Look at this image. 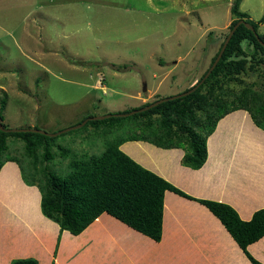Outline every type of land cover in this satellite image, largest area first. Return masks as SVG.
Masks as SVG:
<instances>
[{
  "label": "rangeland",
  "instance_id": "374dc122",
  "mask_svg": "<svg viewBox=\"0 0 264 264\" xmlns=\"http://www.w3.org/2000/svg\"><path fill=\"white\" fill-rule=\"evenodd\" d=\"M232 1L0 0L5 128L52 134L82 125L87 116L129 113L181 93L207 69L229 32ZM239 10L256 22L263 0H242ZM256 75L241 80L260 90ZM57 142L79 154L103 150L91 126ZM9 152L22 158V144ZM64 164L55 166L60 174ZM8 232L0 231V239Z\"/></svg>",
  "mask_w": 264,
  "mask_h": 264
},
{
  "label": "trees",
  "instance_id": "16d2710c",
  "mask_svg": "<svg viewBox=\"0 0 264 264\" xmlns=\"http://www.w3.org/2000/svg\"><path fill=\"white\" fill-rule=\"evenodd\" d=\"M241 2L232 1L229 12L233 19L228 31L238 21H244L252 30L244 25L237 27L220 60L195 91L127 117L111 116L94 121L88 120L91 116L83 118L81 122L87 120L83 128L91 126L95 136L103 143V150L97 154H79L59 144V135L48 137L32 132L0 131V173L6 163L15 164L22 184L37 190L40 215L56 224L60 232L66 231L72 236L81 234L100 215L106 214L159 242L162 237L164 195L166 192L173 193L205 207L220 222L250 264H261L248 254L247 247L264 237V208L255 211L250 220L243 221L231 206L188 196L140 166L120 149L126 142L138 141L160 149H180L183 151L181 165L198 170L207 159L208 137L227 115L244 111L254 126L264 133V71L260 68L264 64V31L258 30L261 25L264 30V0L263 13L256 22L239 10ZM228 33L207 69L181 93L203 79ZM249 73L257 74L260 90L253 89L256 82L245 85L241 80V76H249ZM233 86L238 87L237 90ZM157 100L159 98L133 110ZM5 107L6 95L3 93L0 99L1 121ZM17 143L22 144V158L9 152L10 146ZM91 143L94 144L93 141ZM62 164L65 165V172L60 174L55 166ZM9 264H38V261L35 258H18L12 259Z\"/></svg>",
  "mask_w": 264,
  "mask_h": 264
},
{
  "label": "crops",
  "instance_id": "0c3cea01",
  "mask_svg": "<svg viewBox=\"0 0 264 264\" xmlns=\"http://www.w3.org/2000/svg\"><path fill=\"white\" fill-rule=\"evenodd\" d=\"M244 113L218 122L198 170L181 165L180 149L140 141L120 149L188 196L225 203L248 221L264 208V133ZM38 200L37 190L22 184L16 165L6 163L0 173V231L9 232L0 239V264L18 258H35L38 264H250L205 207L170 192L164 195L159 242L106 214L77 236L60 232L40 215ZM247 252L264 264V237Z\"/></svg>",
  "mask_w": 264,
  "mask_h": 264
},
{
  "label": "water",
  "instance_id": "95a60500",
  "mask_svg": "<svg viewBox=\"0 0 264 264\" xmlns=\"http://www.w3.org/2000/svg\"><path fill=\"white\" fill-rule=\"evenodd\" d=\"M239 25H244L247 29L249 30H252V27L249 26L248 24H246L244 21H238L234 26L233 28L229 31L226 39L224 40L223 42V45L219 51V53L217 54L214 62L212 63V65L210 66V68L208 69L207 73L205 74V76L203 77V79L196 85H194V87H192L190 90H188L187 92H184V93H181V94H178V95H175V96H171V97H167V98H162V99H159L151 104H149L148 106L146 107H143L141 109H138V110H133V111H130L129 113H122V114H114V115H106V116H101V117H94V118H89L88 120H102V119H106V118H109L111 116H114V117H127V116H131L133 114H136L138 112H144L146 110H149L163 102H166V101H169V100H174V99H177V98H180V97H185L187 95H189L190 93H192L193 91L196 90V88L208 77V75L211 73V71L213 70V68L215 67V65L218 63V61L220 60L221 56H222V53L224 52L232 34L234 33V31L237 29V27ZM1 119H0V131H3V132H15V133H24V132H32V133H38V134H41V135H46L48 137H56L60 134H63V133H66V132H69L71 130H74V129H77V128H80L82 127L86 122L87 120H85L82 125H79L77 127H71V128H68V129H65L63 131H60V132H57V133H52V134H49V133H46L44 131H41V130H35V129H4L2 127V123H1Z\"/></svg>",
  "mask_w": 264,
  "mask_h": 264
}]
</instances>
